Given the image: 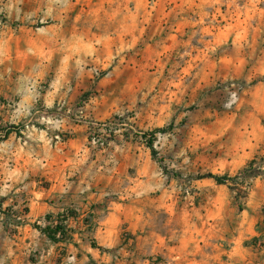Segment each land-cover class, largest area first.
I'll list each match as a JSON object with an SVG mask.
<instances>
[{
    "label": "rangeland",
    "instance_id": "rangeland-1",
    "mask_svg": "<svg viewBox=\"0 0 264 264\" xmlns=\"http://www.w3.org/2000/svg\"><path fill=\"white\" fill-rule=\"evenodd\" d=\"M0 264H264V0H0Z\"/></svg>",
    "mask_w": 264,
    "mask_h": 264
},
{
    "label": "crops",
    "instance_id": "crops-1",
    "mask_svg": "<svg viewBox=\"0 0 264 264\" xmlns=\"http://www.w3.org/2000/svg\"><path fill=\"white\" fill-rule=\"evenodd\" d=\"M65 207H61L59 205H55L54 203L52 205L48 206H40L39 208H36L34 211H30V215H32L34 218H37L41 216V218H45L44 227L45 226H53L52 222L48 219L50 217H57L59 216ZM85 206H76L74 215H71L68 217L66 221V226H68L72 231V241H62L59 240L58 242H53L45 233H43L39 228L35 227L37 229L38 234L41 236L43 241H47L50 246L56 247L58 244L63 243L65 255L68 254V252H71L72 249H75L76 258L77 260L84 261L85 258H90L97 260L98 258H102L100 247H111L112 244H114L115 240L114 237H112L110 241L105 242L104 238L110 231H115L116 223L114 224L113 219V209L112 206L109 207V210L105 211L102 216H100L99 219L100 223L97 226V228L93 231V229H88V227L83 223V216L85 211ZM95 211V210H93ZM79 228L77 229L76 228ZM40 227V226H39ZM92 235V239H94L92 242H96V244L100 247H93L92 242L87 240V235ZM91 237V236H90ZM92 261V260H91Z\"/></svg>",
    "mask_w": 264,
    "mask_h": 264
},
{
    "label": "trees",
    "instance_id": "trees-1",
    "mask_svg": "<svg viewBox=\"0 0 264 264\" xmlns=\"http://www.w3.org/2000/svg\"><path fill=\"white\" fill-rule=\"evenodd\" d=\"M162 129L158 130L161 131ZM8 133V131H6ZM262 166L256 165V160L251 159L246 162V164L234 175L223 174V175H213V179L216 183L219 184H228L231 188H237L238 186L244 183L245 177L250 175L251 177L255 176ZM43 233H45L53 242H58L59 240L72 241L73 231L70 229L69 232H65L64 227L61 224H56L54 226H45L39 227ZM60 232L61 236H57V233ZM93 247H100L96 242H92Z\"/></svg>",
    "mask_w": 264,
    "mask_h": 264
},
{
    "label": "built area",
    "instance_id": "built-area-1",
    "mask_svg": "<svg viewBox=\"0 0 264 264\" xmlns=\"http://www.w3.org/2000/svg\"><path fill=\"white\" fill-rule=\"evenodd\" d=\"M71 215H74V214H71V213H69V212H62V213L59 215V219H57L55 222H53L54 225H56V224H61V225L64 227L65 232H69L70 228H69L68 226H66V221H67L68 217L71 216ZM84 217H86V218H84L83 223H84L87 227L90 226V225L92 224V220L89 218L88 214L85 213ZM48 220H49V219H48ZM49 221H51V220H49ZM57 236H61V233L58 232V233H57ZM63 241H65V240H63Z\"/></svg>",
    "mask_w": 264,
    "mask_h": 264
}]
</instances>
